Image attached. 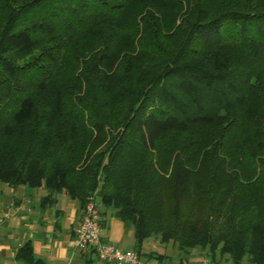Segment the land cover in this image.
Wrapping results in <instances>:
<instances>
[{
  "label": "trees",
  "instance_id": "1",
  "mask_svg": "<svg viewBox=\"0 0 264 264\" xmlns=\"http://www.w3.org/2000/svg\"><path fill=\"white\" fill-rule=\"evenodd\" d=\"M0 182L264 264V0H0Z\"/></svg>",
  "mask_w": 264,
  "mask_h": 264
},
{
  "label": "crops",
  "instance_id": "2",
  "mask_svg": "<svg viewBox=\"0 0 264 264\" xmlns=\"http://www.w3.org/2000/svg\"><path fill=\"white\" fill-rule=\"evenodd\" d=\"M82 216L80 203L65 192L51 194L43 186L0 182V264H24L16 253L26 243L42 264H86L89 259L100 264L89 250L81 252L73 245ZM100 227L103 243L132 250L143 263L196 264L205 258L198 250L180 256L173 243L161 245L152 240L144 241L137 250L132 231L108 215L100 217ZM218 264L231 262L222 259Z\"/></svg>",
  "mask_w": 264,
  "mask_h": 264
},
{
  "label": "built area",
  "instance_id": "3",
  "mask_svg": "<svg viewBox=\"0 0 264 264\" xmlns=\"http://www.w3.org/2000/svg\"><path fill=\"white\" fill-rule=\"evenodd\" d=\"M98 205L94 196L87 199L82 220L76 229L74 247L81 251L91 250L100 264H157L142 262L138 253L105 244L101 241ZM196 264H215L207 258H201Z\"/></svg>",
  "mask_w": 264,
  "mask_h": 264
},
{
  "label": "rangeland",
  "instance_id": "4",
  "mask_svg": "<svg viewBox=\"0 0 264 264\" xmlns=\"http://www.w3.org/2000/svg\"><path fill=\"white\" fill-rule=\"evenodd\" d=\"M83 217V216H82ZM82 220V219H81ZM81 222V221H80ZM80 224V223H79Z\"/></svg>",
  "mask_w": 264,
  "mask_h": 264
}]
</instances>
